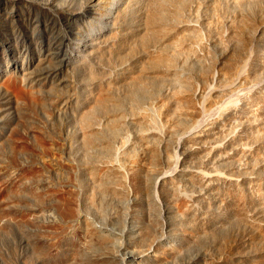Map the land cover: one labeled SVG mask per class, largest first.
<instances>
[{"label": "bare ground", "instance_id": "6f19581e", "mask_svg": "<svg viewBox=\"0 0 264 264\" xmlns=\"http://www.w3.org/2000/svg\"><path fill=\"white\" fill-rule=\"evenodd\" d=\"M218 1L238 8L248 0H120L122 16H130L136 26L127 24L125 35L117 42L122 55L113 77L89 75L91 86L69 112L76 123L70 139L65 138L70 136L66 129L56 126V111L54 114L58 100L52 93H58L64 84L58 80L60 69L43 66L38 52L36 60L13 58L10 67H0V189L7 183L18 184L22 176L36 177L38 184L50 187L42 172L45 164L56 158L57 150L61 151V158L71 162L70 177H61V184L71 187L59 193L75 206L68 213L83 239L75 241L81 253L75 256L79 264H106L108 255L119 256L114 254L118 249L111 247L114 243L118 246L115 241L118 236L122 239L123 233L129 248L119 252L128 261L168 263L178 249L159 241L164 229L155 218L159 214L166 219L181 216L190 225L187 233L197 230L207 234V229L227 217L246 222L254 215H264V95L259 90L240 98L238 105L223 109L219 118L200 132L183 137L198 115L195 103L205 89L199 88V94L185 62L189 59L207 71L211 66L207 63L209 46L200 38L201 29L195 23L209 31L214 22L205 16V5ZM237 22L239 29L231 24L227 37L236 47L240 30L251 28L243 16ZM212 28L210 45L217 46L221 25ZM242 56L241 52L224 66L219 81L236 74ZM53 74L57 83L51 79ZM255 75L250 71L241 80L252 84ZM198 79L203 87L213 83L206 72ZM216 100H209V107ZM146 105L160 113L163 133L151 123ZM179 137L180 168L174 175L164 176L160 165H172ZM28 153L32 154V166L27 171ZM55 169L59 175L60 168ZM88 188L97 201L88 197ZM1 211L0 221L8 213L5 208ZM142 215L145 221L139 224L137 218ZM112 228L123 231L122 235ZM95 244L106 249V255L92 256Z\"/></svg>", "mask_w": 264, "mask_h": 264}, {"label": "rangeland", "instance_id": "374dc122", "mask_svg": "<svg viewBox=\"0 0 264 264\" xmlns=\"http://www.w3.org/2000/svg\"><path fill=\"white\" fill-rule=\"evenodd\" d=\"M120 5V0L119 2L118 0H14L13 3L7 4L0 0V67L7 65L10 67L14 59L25 62L36 60V56L39 55L44 60L41 61L43 66H48L51 70L60 69L58 80L61 79L64 84L58 93L52 94L54 97L57 96L58 100L54 108L55 121L58 123L56 126L60 125L68 131L70 136L65 137L67 139L72 137L74 124H76L69 112L72 111L74 103L80 101L84 89L91 86L89 75L99 76L100 79L113 77L114 68L118 64L117 60H120L122 55L119 53L117 42L125 35L127 24L136 26L132 24L133 20L130 16L125 13L122 16L123 5ZM205 7H207L205 16L214 22L213 26H209V31L203 29L198 22L195 26L201 29L200 38L209 46L210 58L207 63H211V66L207 71L206 68H202L189 59L185 62L199 94L201 92L199 88L205 89L195 103L200 109H198V115L193 119L194 123L192 121L193 124L187 126L188 129L186 127L183 137L203 130L209 123L219 118L223 109L238 105L240 98L256 90L264 95V67H262L264 64V0H257V2L248 0L242 2L238 8L231 7L224 1L207 4ZM242 16L250 21L251 28L247 31L240 30V42L236 47L227 37L232 29L231 24L237 30L239 29L237 21ZM217 24L221 25L220 43L217 46L210 45L212 27ZM197 49L199 50L198 47ZM241 52L243 56L238 62L234 78L219 81V75L225 69L224 66L231 63L232 59H236ZM48 68L46 69L50 70ZM250 71L256 73V80H252V84L243 83L241 79ZM204 72L213 78V83L203 87L198 77ZM52 78L57 83L55 74L51 76ZM59 93L60 96L55 95ZM214 97H217V100ZM213 99L217 102L209 107L208 103H211L209 100L214 102ZM207 104L208 107H205ZM150 106L146 105L145 110L148 112L151 123L158 132L163 133L164 121L162 117H159L160 113L156 112L157 109ZM129 135V138H132L131 134ZM176 144L177 148L175 146L172 152L174 161L169 163L172 165H168L169 168L166 167L167 165L159 166V169L163 168L160 172L164 176H172L180 168L179 149L182 144L180 137ZM57 152L60 153V158L57 154L55 159L48 160L42 172L44 177L46 175L49 182L46 181V183L50 187H47L44 182L38 184L36 177L22 176L18 184L7 183L0 189V213L2 208L8 212L0 221V264H75V262L79 264L75 256L81 253L77 252L78 243L76 244L75 241L83 242V239L78 232V225L75 226V222L72 223L73 221L69 219V213L75 206L68 198H61L59 193L69 191L71 187V184L65 187L61 184L64 178L70 177L71 162L66 157L61 158L63 155L61 151L57 150ZM31 155L28 153L26 156L28 163L24 167L27 171L32 166ZM55 167L60 168L62 172L61 175V172L59 173L60 176L55 173L57 171ZM12 173L15 176L18 175L16 170H12ZM61 177L64 178L60 180ZM87 190L88 197H93V201H97L94 192L89 188ZM48 204L53 207H48ZM157 216L155 218L164 224L163 232L159 234L160 237L158 235L159 241L165 246H174L178 249L175 251V256L173 254V258L165 264H264V215H254L246 222H237L234 218L232 220L231 217H227L228 220L222 219L219 221L220 224L207 229L208 234L207 232L199 233L197 230H193L194 233L190 232L191 236L194 234L193 237L196 235V238L188 237L190 233L186 230L190 231V225L187 226L189 223H186L181 216L169 217L171 219L168 217L166 219L160 214ZM137 220L140 224L145 221V218L142 215ZM217 225L220 227L217 228ZM177 228L183 229V232L185 231L188 235L180 233ZM112 229V232L122 235L123 231ZM70 235L74 238L70 239ZM122 236H124L122 239L118 236L115 241L118 246L114 243L111 247L118 249L117 252L115 249L112 250L115 255L119 253V256L112 258L108 255L106 264H136L128 261L127 257L119 252L123 248H129L126 243L127 234L123 233ZM120 245L121 248H119ZM93 248L95 251H92V256L106 255V249L101 248L100 245L96 247L93 245Z\"/></svg>", "mask_w": 264, "mask_h": 264}]
</instances>
